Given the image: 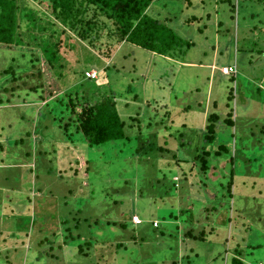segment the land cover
Masks as SVG:
<instances>
[{
  "label": "rangeland",
  "instance_id": "rangeland-1",
  "mask_svg": "<svg viewBox=\"0 0 264 264\" xmlns=\"http://www.w3.org/2000/svg\"><path fill=\"white\" fill-rule=\"evenodd\" d=\"M154 2L149 11L160 10L157 16L166 17L175 27L183 24L182 17L200 14L187 25V31L180 27L194 45L185 48L178 61L134 48V55L127 54L117 59L116 65H109L107 59L98 60L99 55L79 51V62L73 61V52L70 67H63L66 77L45 74L40 78L50 90L60 87L45 102L57 104L68 99L64 88L79 80V64V69L96 67L105 72L104 77L97 75L91 81L102 89H114L121 119L128 123L131 117L134 124L141 121V127L134 125L126 132L142 131V139L153 143L146 146V152L136 153L137 140L125 139L117 145L104 144L88 155V147L86 150L85 142L76 135L74 153L72 146L62 144L65 133L52 122L60 110L64 117L69 116L65 107L46 112L39 108L45 104L44 93L40 88L28 89L38 82L37 77L23 74L24 80L19 77V82L9 84L19 86L5 91L8 100L0 104V167H10L9 172L0 170L8 178L0 193V264H33L18 259L17 252L13 263L7 259L8 251L1 255L3 248L14 249L28 242L29 237L12 236L15 220L19 232L28 231V227L38 236L45 233L48 237L44 246H37L51 248L39 264H48V260L49 264H229L236 247L246 264H264V25L259 16L251 15L256 5L250 0H232L237 5L232 12L228 0ZM99 40L113 41L107 35ZM31 47H0V70L25 64L31 52L40 54ZM154 59L158 64L146 70ZM228 63L236 64V72L225 75L219 68ZM51 69L56 74L57 69ZM241 70L248 80L241 78L234 102L228 100V90L234 86L229 75ZM167 103L170 114L164 109ZM231 106H235L237 131L227 129L228 135L220 141L229 152L209 155L204 170L201 161L192 158L194 146L187 148L183 143L198 140L209 112L222 108L220 120H224ZM170 121L175 122L170 125ZM184 121L190 126L181 125ZM164 129H168L164 134L159 132ZM154 132L159 135H150ZM217 143L211 150L218 149ZM77 152L86 155L77 161ZM63 163L66 165L61 167ZM75 164L80 168L77 174H73ZM87 167L91 169L90 184ZM158 169L165 170L168 177L156 175ZM168 169H172L169 175ZM146 170L150 174L141 183L138 178ZM12 186L18 190L10 192L12 202L24 192L31 197L28 207L3 203ZM94 203L96 207L89 206ZM15 209L29 210V215L18 216ZM131 212L143 220L137 228L105 224ZM154 220L157 227H153ZM67 247L77 252L68 256Z\"/></svg>",
  "mask_w": 264,
  "mask_h": 264
},
{
  "label": "trees",
  "instance_id": "trees-1",
  "mask_svg": "<svg viewBox=\"0 0 264 264\" xmlns=\"http://www.w3.org/2000/svg\"><path fill=\"white\" fill-rule=\"evenodd\" d=\"M155 0H0V47L6 48H18V45L25 47L26 49H32L33 45L35 49H39L40 54L31 52V58H28L25 64L21 66L9 65L0 70V104L3 105L4 101L8 100L5 96V91L17 90L19 85L9 86L11 83L19 82L20 75H33L36 76L38 82L28 85V89H38L43 92L42 102L51 97L56 93L60 87L50 90L46 84V81L40 79L45 74H50L53 78L66 77L68 72H64L63 67L67 64L69 66V61L73 57V52L76 55L73 57V61L79 62V56L76 53L83 52L85 55L87 53L99 55L98 60L104 61L107 59L109 65L117 63V59L125 58L126 55L130 54L131 47H141L146 49L145 51L154 52V55L160 54L158 57L166 56L175 60H179L180 55L184 52L185 48H190L194 45V42L188 40V37L183 36L182 28L186 31L188 30V24L194 23L200 14H191L185 18L182 17L183 24L178 26H173L167 23L166 17H161L157 15L160 14V10L149 11L154 6ZM189 1V0H187ZM256 5V8L251 11L253 17L259 16V23L264 25V0H250ZM231 10L236 11V7L232 0H228ZM153 13L154 15H149ZM200 29V28H199ZM105 35L108 38H112L113 41H100L99 38H103ZM72 37V38H71ZM75 37V39L73 38ZM63 45V47H61ZM31 47V48H28ZM61 49H63L61 51ZM123 49V51H122ZM106 56V57H105ZM179 56V57H178ZM101 57V58H100ZM129 57V56H128ZM67 58V59H66ZM39 60H41L39 62ZM35 62H38L36 65ZM119 62V61H118ZM157 61H153L151 66L155 68ZM31 65V68L29 67ZM119 65V64H118ZM52 66L57 69L56 74L53 73L51 69ZM80 64L77 67L79 72V80L75 81L72 85L64 88V92L67 95V100H58L57 104H51L52 102L42 104L39 108L44 109L46 112H51L57 106H64L65 110L69 113V116L64 117L63 111L60 110L57 119L54 116L52 122H56L58 126L65 133L62 144H68L72 146L70 150L75 153V136L79 135L83 142H85V148L88 147V155L94 152V149H99L104 144L112 146L118 144L119 141L136 139L133 150L139 154L146 152L145 148L149 144L151 146L153 143L142 139V135L139 133L127 134L126 130L130 129L134 125L136 127H141V121L134 124L135 120L129 117L128 123L124 119H121L118 111V103L116 101L115 95L113 94L114 89L105 90L102 89L103 86H97L91 79L98 76H103L105 72H100L96 67H81ZM122 68L124 66H121ZM120 68V67H119ZM23 70V71H22ZM77 70H74L76 72ZM105 70V69H104ZM148 70V67L147 69ZM19 71H22L18 74ZM90 71H96L94 76H87L86 73ZM73 72V71H72ZM242 73V74H241ZM241 73L234 75H229V79L234 82V86L229 88L228 100L235 102V97H237L240 89L241 78L248 80L247 76L243 70ZM244 74V75H243ZM106 77V76H105ZM236 77V78H235ZM259 80V78L257 79ZM88 81H91L89 83ZM237 82V86H236ZM27 83V82H25ZM22 87H24L22 85ZM160 87V85H158ZM259 88V87H258ZM164 89V87H160ZM27 90V89H26ZM4 91V92H2ZM135 100V99H134ZM9 103V102H7ZM128 103L127 101L125 102ZM229 105V103H228ZM165 111L169 113L170 107L167 104L164 105ZM227 113L225 114L224 120L222 118V108L220 110H212L206 117V123L203 128L200 129L198 134V140L195 142L192 140L185 141L183 146L187 148H192L194 146L192 158L194 160L201 161V168L206 170L209 165L208 156L214 153L215 155H221L223 152H229L225 142H221V139L228 135L227 129H232L234 127L235 133L237 131L236 127V116L233 117L235 112V106L227 108ZM136 115V114H135ZM66 119L67 122H62ZM54 122V123H55ZM175 121H170V125ZM180 125V124H179ZM181 125L188 126L189 124L184 121ZM190 126V125H189ZM170 127V126H168ZM127 128V129H126ZM169 129V128H168ZM168 129L159 131L165 133ZM159 132H154L150 135H159ZM264 132V131H263ZM234 134L230 133L232 137ZM149 136V134L147 133ZM143 140V141H142ZM219 141V143H217ZM181 144V141L179 142ZM217 143L218 149L211 150L212 146ZM210 145V148L206 147ZM190 154L191 150H190ZM84 156L86 155L83 154ZM77 152L76 160L78 158L84 157ZM232 158V157H231ZM90 160V159H89ZM230 162L232 161L229 160ZM87 163H90L86 160ZM0 167V170L4 169V172H9L10 167L6 166ZM66 163H63L61 167H64ZM64 168L63 171H67ZM90 170L86 168L88 172L87 180L88 184L92 183ZM3 171V170H2ZM156 171V170H155ZM80 172V168L75 164L73 167V174ZM146 170V174L138 178V180L146 178L150 172ZM172 172V169H168ZM156 175H161L162 178H167L165 170L158 169ZM8 180L5 173L0 174V193L5 191L3 182ZM233 179H231L232 181ZM31 181V179H30ZM133 183V182H132ZM140 183V184H141ZM175 182H173L174 184ZM139 184V185H140ZM134 185V183H133ZM43 187V186H41ZM38 187V188H41ZM17 189L16 187H10L8 197H5L3 203L10 202L12 205H21L28 207L31 202V197L26 193H19L17 202H12L10 192ZM139 194H142L141 188L138 189ZM18 191V190H15ZM22 192V190L20 189ZM39 191V190H37ZM69 193H73V189H68ZM17 193V192H16ZM90 207H96L89 205ZM18 212L19 215H29V210H14ZM78 213V210L75 211ZM25 213V214H20ZM131 215H121V219L114 220L109 219L106 221V225H119L123 227L127 224L132 225L137 228V225L132 222ZM114 218V217H112ZM100 219L97 218L94 223L98 224ZM14 231H12V236L27 238L28 242L20 243L14 249L3 248L1 255L4 254V250L8 251L7 259L13 263L16 260L14 254L17 252L19 257L26 260V262H32L33 264H39L43 260V255H49L48 248H38L37 246H44V241H49L47 236L43 233L38 236L37 233H33L34 230L26 228L28 231L19 232L21 229L18 222L15 220L13 224ZM76 226V225H75ZM38 237L36 241L34 238ZM37 243V244H35ZM3 245H0L2 247ZM62 248V245H59ZM67 247L65 250L68 256L72 253L77 252L76 249H69ZM81 249V247H80ZM68 250H70L68 252ZM234 254L231 255L229 264H246L244 260V255L241 251L233 248ZM84 254V252H80ZM62 253L55 255L57 258L60 257ZM51 260H48V264Z\"/></svg>",
  "mask_w": 264,
  "mask_h": 264
},
{
  "label": "crops",
  "instance_id": "crops-1",
  "mask_svg": "<svg viewBox=\"0 0 264 264\" xmlns=\"http://www.w3.org/2000/svg\"><path fill=\"white\" fill-rule=\"evenodd\" d=\"M134 48L136 49V50H138L140 53H149L148 51H145L146 49H143V48H141V47H131V49H130V54H133L134 55ZM153 55H154V52H151ZM161 59H163V60H166V61H170V62H174V61H178V60H175V59H172V58H169V57H166V56H161L160 57ZM195 64V63H194ZM228 64H230V63H228ZM195 66V65H194ZM161 68V65H159V69ZM148 69H151V67H148ZM160 78H161V76H160ZM133 213H135V212H133ZM137 214V213H136ZM138 226V225H137ZM158 226V225H157ZM156 226V227H157Z\"/></svg>",
  "mask_w": 264,
  "mask_h": 264
},
{
  "label": "built area",
  "instance_id": "built-area-1",
  "mask_svg": "<svg viewBox=\"0 0 264 264\" xmlns=\"http://www.w3.org/2000/svg\"><path fill=\"white\" fill-rule=\"evenodd\" d=\"M221 70H222L223 73H234L236 71V68H235V65H228V66H223ZM87 74L91 75V76H94L95 72H90V73H87ZM133 220L135 222L140 221L137 216H134ZM154 224H156V223H154Z\"/></svg>",
  "mask_w": 264,
  "mask_h": 264
},
{
  "label": "clouds",
  "instance_id": "clouds-1",
  "mask_svg": "<svg viewBox=\"0 0 264 264\" xmlns=\"http://www.w3.org/2000/svg\"><path fill=\"white\" fill-rule=\"evenodd\" d=\"M228 65H235V68H236V64L233 63V64L222 65L219 69L221 70L223 66H228ZM221 71H222V70H221ZM90 72H92V71H90ZM90 72H87V73H90ZM93 72H95V74H96V71H93ZM235 72H236V71H235ZM87 73H86L87 76H91V75H88ZM222 73H223V72H222ZM237 73H238V72H237ZM224 74L226 75V74H232V73H224ZM235 75H236V74H235ZM235 75H234V76H235ZM233 83H234V82H233ZM134 216H137V217H138L137 214H132V217H131V218H132V219H131L132 222H133L134 224H136V225H140V224L142 223L143 220L139 218L140 221L135 222V221L133 220V217H134ZM152 223H153V225H154V226L152 225L153 227H156V226L158 225V223H157L155 220H154ZM154 223H156V224H154Z\"/></svg>",
  "mask_w": 264,
  "mask_h": 264
}]
</instances>
